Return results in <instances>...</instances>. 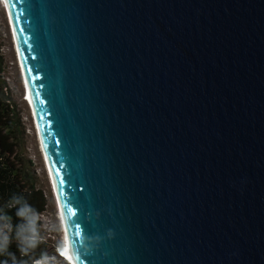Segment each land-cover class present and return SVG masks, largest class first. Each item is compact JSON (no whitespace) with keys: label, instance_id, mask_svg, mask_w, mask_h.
<instances>
[{"label":"water","instance_id":"water-1","mask_svg":"<svg viewBox=\"0 0 264 264\" xmlns=\"http://www.w3.org/2000/svg\"><path fill=\"white\" fill-rule=\"evenodd\" d=\"M7 2L83 264H264V0Z\"/></svg>","mask_w":264,"mask_h":264},{"label":"rangeland","instance_id":"rangeland-1","mask_svg":"<svg viewBox=\"0 0 264 264\" xmlns=\"http://www.w3.org/2000/svg\"><path fill=\"white\" fill-rule=\"evenodd\" d=\"M9 24L0 0V55L2 57L1 79L4 82L5 94L12 102L15 113L19 117L21 132L14 147V159L20 163L27 176L35 182V187L41 193L44 201V210L41 212L42 242L38 247L40 251L53 253L58 241H63L56 204L54 202L50 182L40 153L33 114L23 99L24 89L17 65L14 47L10 35Z\"/></svg>","mask_w":264,"mask_h":264},{"label":"clouds","instance_id":"clouds-1","mask_svg":"<svg viewBox=\"0 0 264 264\" xmlns=\"http://www.w3.org/2000/svg\"><path fill=\"white\" fill-rule=\"evenodd\" d=\"M23 99L26 100V94ZM13 208L17 219L15 225L12 216L8 214ZM113 235L109 229L107 237L110 239ZM86 239L91 238H82L80 244L88 253L91 248L85 243ZM95 239L99 242L101 238ZM13 242L16 244V252L10 251ZM41 242V214L23 196H12L0 207V257H5L0 264H83L79 251L71 245H64L63 241L57 242L53 253L41 251L37 255L36 250Z\"/></svg>","mask_w":264,"mask_h":264},{"label":"trees","instance_id":"trees-1","mask_svg":"<svg viewBox=\"0 0 264 264\" xmlns=\"http://www.w3.org/2000/svg\"><path fill=\"white\" fill-rule=\"evenodd\" d=\"M0 55V75L2 69ZM4 82L0 76V207L12 196H23L40 214L44 210V201L41 193L35 187L34 180L27 176L19 162L14 159V147L21 132L18 115L14 111L11 98L5 94ZM13 225L17 223L15 209L9 210ZM10 251L16 252V244L10 245ZM41 251L36 250L39 255ZM19 256V253H16ZM5 257H0V261Z\"/></svg>","mask_w":264,"mask_h":264},{"label":"bare ground","instance_id":"bare-ground-1","mask_svg":"<svg viewBox=\"0 0 264 264\" xmlns=\"http://www.w3.org/2000/svg\"><path fill=\"white\" fill-rule=\"evenodd\" d=\"M1 5H2V8L4 9V12L6 14L9 27L11 28L10 35H11V39H12V43H13V47H14V52H15V56H16L17 65L19 67V72H20V76H21V79H22V86H23V89H24L23 91L25 93V90H26V94H27V99L26 100L24 99V100L26 101V103L28 105V108H30V111L33 114L34 128H35V131L37 130V132H36L37 141H38L40 153L42 155V159L44 161V167H46L45 171H46V174H47V179L51 183L50 186H51L54 202L56 204V209H57L56 213H57V217H58V221H59V227H60V230H61L62 239H63L64 245L69 246L68 234H67V231L65 230V226H64L63 220H62V216H60V208L58 206L59 205V200H58V204H57V195L55 193L54 185H53L52 180L50 178L47 157H46L45 149H44V146H43L41 134L39 133V130H38V126H37V122H36V116H35V110H34L33 102H32V99H31L30 92H29V87L27 85V79H26L25 70L23 68L22 58H20L19 48H18V44L16 42V33H15V29H14V26H13V23H12V19H11L10 14H9V6H8L7 0H1Z\"/></svg>","mask_w":264,"mask_h":264},{"label":"snow or ice","instance_id":"snow-or-ice-1","mask_svg":"<svg viewBox=\"0 0 264 264\" xmlns=\"http://www.w3.org/2000/svg\"><path fill=\"white\" fill-rule=\"evenodd\" d=\"M56 175H59V173H57ZM72 215H74L73 211L71 208L67 209V216L71 217ZM77 235H79V232L77 231Z\"/></svg>","mask_w":264,"mask_h":264}]
</instances>
